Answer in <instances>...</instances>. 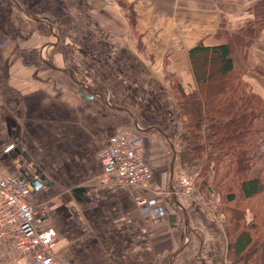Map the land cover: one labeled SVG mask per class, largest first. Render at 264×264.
<instances>
[{"label":"crops","instance_id":"1","mask_svg":"<svg viewBox=\"0 0 264 264\" xmlns=\"http://www.w3.org/2000/svg\"><path fill=\"white\" fill-rule=\"evenodd\" d=\"M260 1L0 0V178H43L28 200L45 207L60 264H224L211 194L193 205L178 195L181 118L167 80L194 89L189 50L243 41ZM233 56L264 101V31ZM132 131L158 215L100 182L98 152ZM0 264L32 263L0 244Z\"/></svg>","mask_w":264,"mask_h":264},{"label":"trees","instance_id":"2","mask_svg":"<svg viewBox=\"0 0 264 264\" xmlns=\"http://www.w3.org/2000/svg\"><path fill=\"white\" fill-rule=\"evenodd\" d=\"M253 12L248 30L237 32L243 41L189 50L195 91L173 84L182 116L180 165L199 167L201 186L211 177L225 214L228 264H264V101L242 79L233 56L264 31V0Z\"/></svg>","mask_w":264,"mask_h":264},{"label":"built area","instance_id":"3","mask_svg":"<svg viewBox=\"0 0 264 264\" xmlns=\"http://www.w3.org/2000/svg\"><path fill=\"white\" fill-rule=\"evenodd\" d=\"M102 174L100 182L136 191L134 202L140 214L161 213L146 196L152 172L144 157L141 134L117 132L97 154ZM193 183L183 178L178 192H189ZM45 207L28 200V186L6 177L0 178V244L28 255L32 264H60L53 256L58 237L51 227H42Z\"/></svg>","mask_w":264,"mask_h":264},{"label":"rangeland","instance_id":"4","mask_svg":"<svg viewBox=\"0 0 264 264\" xmlns=\"http://www.w3.org/2000/svg\"><path fill=\"white\" fill-rule=\"evenodd\" d=\"M244 29L248 30L247 29V25L244 26ZM236 66H237V70L240 72V75H241V77L243 79L244 69H243V63H242L241 59H237L236 60ZM167 82L169 84L170 89L173 92L176 108H177L178 114H179V116L181 118V121H180V128H181L182 116H181L180 111H179V109L177 107L176 93L174 92V89H173V84L176 82V80L169 78L167 80ZM194 83H195V81H194ZM195 90H196V83H195L194 89H192L190 91L192 92V91H195ZM259 146H260V151L264 152V136L260 139ZM183 147H184V143H183ZM204 161H205V159H204ZM182 172L184 174H186V175H184L181 178V180L183 178H187V179L191 180L193 185H192L191 190L189 192H178V195H179L181 200H183L184 202H189L191 205H193V200H194V198L196 196V193H198L200 196H202V198H203V193L206 192V191H207L206 192L207 193L206 194L207 197H208V194H211L212 199L210 201L213 203V205H210V207H211V210L213 211L214 221L218 224V229H220V231L222 233V236H223V239H224V244H225L224 245L225 246L224 264H228V260L226 259V238L224 236L225 214L220 209L218 194L214 191L213 187L211 186L212 185L211 177L210 176L207 177V180H208L207 186H201L202 185V181H201L202 178L199 177V167L198 168L197 167L190 168V169H187V170L186 169L185 170L182 169ZM205 189H206V191H205ZM206 203L207 202L205 201V204ZM193 207H195V206H193ZM198 208L199 207L196 206L194 209H198Z\"/></svg>","mask_w":264,"mask_h":264},{"label":"water","instance_id":"5","mask_svg":"<svg viewBox=\"0 0 264 264\" xmlns=\"http://www.w3.org/2000/svg\"><path fill=\"white\" fill-rule=\"evenodd\" d=\"M16 180L27 185V186H29V187H31V188L36 189V188H38V183L43 181V178L41 176H39L36 179L28 182L24 176H19Z\"/></svg>","mask_w":264,"mask_h":264}]
</instances>
